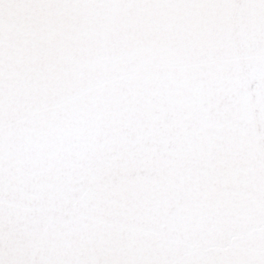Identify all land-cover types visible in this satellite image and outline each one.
I'll return each mask as SVG.
<instances>
[{"label": "snow or ice", "instance_id": "snow-or-ice-1", "mask_svg": "<svg viewBox=\"0 0 264 264\" xmlns=\"http://www.w3.org/2000/svg\"><path fill=\"white\" fill-rule=\"evenodd\" d=\"M0 264H264V0H0Z\"/></svg>", "mask_w": 264, "mask_h": 264}]
</instances>
